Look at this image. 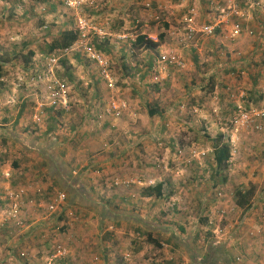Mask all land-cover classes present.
<instances>
[{"label": "rangeland", "instance_id": "obj_1", "mask_svg": "<svg viewBox=\"0 0 264 264\" xmlns=\"http://www.w3.org/2000/svg\"><path fill=\"white\" fill-rule=\"evenodd\" d=\"M76 1L78 0H70L68 4L67 0H9L6 4L5 0H0V64L3 67L2 76L6 79H0L2 80L0 86L6 83L5 90L3 89L5 92L0 97V107L4 108L11 103L17 105L24 99L27 113L25 125L33 135L38 136L43 133L39 141L44 143L46 141L44 138L49 136L57 139L65 137L68 140L72 136L69 130L70 123H80L81 118L86 114L87 106L99 105L103 108L104 114L98 115L97 119L94 118L95 122L107 121L110 116L114 117L110 119L114 128L105 129L100 135L99 150L92 152L89 148L79 150L74 142H65L66 144L61 145L64 146L65 152L70 153V157L73 153L78 154L77 157H84L89 168L81 172V177L91 183L90 186L93 185L94 189L96 186L92 184V176L87 174L99 172L96 164L105 156V152H101L100 149L114 151V154L117 150L121 151L119 147L124 149L123 161L119 158L121 161L115 165L116 170L107 174L109 185H106L102 179L96 182L99 184L102 181L100 186L103 189L99 190L100 197L97 199L112 195L118 197L121 192L124 195L128 193L132 203L143 202L145 206L138 211L145 217L143 221H150L148 225L156 228L151 229L153 235L160 236L158 229L162 227H165L168 233L172 231L179 233V227L183 226L186 233H191L195 243L200 245L210 240L220 244H234L238 250L236 256H239L241 252L237 244L242 246L243 241V244L255 245L260 257L264 256V209H261V216L257 218L261 221L256 225L252 222L254 219L252 205L243 210L236 206L232 196L234 186L253 185L252 181H255L256 177L259 178L257 182L255 181L256 184H262L264 181V174L262 175L264 130L257 131L252 125L240 122V113H243V109L259 108L264 75L255 81L253 87L255 95H249L252 81L245 75L247 71L239 60L236 41L230 38L231 29H225V39L219 37L217 40L214 36L200 33L190 41L185 39L181 26L184 23V16L190 11V7L186 10L189 0H81L80 4L74 6ZM246 2L249 0H240L238 6H243ZM249 3H252V0ZM176 13H181L179 16L183 18L179 20L180 17H177ZM79 17L84 20V28H81L78 22ZM195 20L197 25H200L196 7ZM234 22L238 20L228 18L226 24L231 25ZM165 23L168 27L164 26ZM239 23L242 32V19H239ZM109 28L119 30L117 34L110 35L111 41L105 39L104 42L102 38L108 36L104 31ZM65 29L76 31L77 39L67 52L57 50L53 53L59 58L52 65V74L60 83L69 87L71 107L67 112L48 105L44 91L46 86L50 85L51 77H42V82L36 85H31L27 80L30 73L39 74L45 71L47 54L52 52L45 54L43 51L47 50L46 46ZM95 30L99 34L103 33L98 35ZM81 33H84L83 39L87 44L92 46L97 41L108 49L107 52L99 51L103 57L102 65L91 59L85 48L77 46ZM139 34L158 41L160 45L157 52H153L152 65L149 68L145 67L146 63L144 64V55H146L144 50L148 49L133 44ZM159 34L164 35L161 41L157 38ZM118 35L120 38L117 37ZM197 39L202 43V47L198 53H194L189 48H192L190 45ZM170 49L182 57L185 62L184 67L161 66L159 71H153L154 57H159V53ZM29 51H33L34 55L30 59L31 62H25L23 56H27ZM194 55L198 57L195 59ZM68 65H70L69 69L66 68ZM71 72L78 79L82 78L71 84L72 80L70 81L68 76ZM128 72H130L129 83L123 84V75ZM95 80L97 85L101 84L98 92L101 93V97L98 98L92 91L96 86H91ZM131 88H135L140 93L141 97L138 96V99L141 103L135 102L139 112L146 113L145 110H148L149 106L156 105L163 116L147 115L149 119L143 118L145 125L138 118L139 123H136L132 130V125L123 120L127 115L129 121L135 122L138 116L134 110L132 111L127 100L128 94L125 95L126 92L131 91ZM122 104H125V107H122ZM237 105L241 107L237 108ZM113 106L122 107L120 115H113L110 111ZM132 115L134 118L131 117ZM53 116H55L54 120L51 119ZM206 119L213 120L211 123L208 122L213 128L210 124L205 127ZM220 121L231 125L229 129L224 126L222 131L227 130L229 134L232 156L225 172L227 181L217 188L213 187L209 178L211 149L207 144L206 146L197 144L195 133H200L202 138L203 131L214 136L220 131L219 126L222 125ZM53 123L55 129L53 132H47L48 125ZM119 123H123L122 127ZM124 126L125 132H122ZM162 126L165 127V131L160 129ZM141 131L148 132L146 156L143 155L144 151H140L142 144L139 145L141 142L138 134ZM77 133L78 129L75 135ZM79 134L80 132L74 137L75 140H79ZM192 139L193 141L190 142ZM257 141L261 147L259 150H256ZM178 147L184 150L181 156L177 155ZM190 148L197 152L205 151L206 154L190 158L188 154ZM74 163L75 160L70 161L73 170L77 173L78 169L75 168ZM7 172L9 174L4 175L5 180L2 179V182L7 183L8 179H11V170ZM157 177L167 180L172 195L169 200L156 204L153 198H145L140 193L141 189L150 183L149 179L153 181ZM7 186L5 189L8 190L5 193H8V196L10 192L16 193L11 191L13 187L9 182ZM18 201V198H15L9 203L18 205ZM22 212L19 213L18 209V218L23 221L22 227H18V230L25 226L23 216L25 210ZM3 216L0 211V220ZM92 218L84 221L87 216L80 219L73 210L58 215L53 224L36 231L32 241L20 242L30 254L26 250H18L17 247L20 246L15 242L17 239L13 241V238L18 236L15 233L11 235H16L10 239L11 246L6 245L3 254L6 256L8 251L10 253L16 251L17 254L23 251L24 258L17 259L8 255L4 260L0 259L3 260L0 264H65L66 262L88 264L92 260L89 258L91 255L99 248L107 249L111 242L106 239L109 242L98 245V236L103 235L104 230L98 231L96 218ZM117 232L121 235L118 237L120 246L117 249L119 252H126L128 254L126 257L131 258L128 264H156L153 260L155 255L161 256L162 258L159 259L161 261L167 255L171 256L172 264H186L189 261L184 254L169 252L170 248L166 244L158 249L148 243L144 236L137 239L136 233H132L131 229L122 228ZM108 233L106 231L104 234L106 238ZM112 233L114 234V231ZM2 235L3 232L0 233V237ZM251 237H255L254 242L244 240ZM134 241L142 244L137 252L134 251ZM2 244H6V241ZM234 246L232 248L236 252ZM30 249L34 251L31 252ZM236 256L234 259L240 262Z\"/></svg>", "mask_w": 264, "mask_h": 264}, {"label": "crops", "instance_id": "obj_2", "mask_svg": "<svg viewBox=\"0 0 264 264\" xmlns=\"http://www.w3.org/2000/svg\"><path fill=\"white\" fill-rule=\"evenodd\" d=\"M249 2H251V0H249ZM249 2L244 3L243 6L236 7L238 11L243 12L242 18L238 17L234 13L226 15L228 13V11L226 10V0H189V6L186 8V10H188L189 7L195 6L197 11V19L200 25L209 23L215 24V34L213 33L211 36L216 37L217 40H219V37H221L222 39L226 38V28H230L232 31L231 25L226 24L228 18H231L235 21L238 20V22L239 19H242L243 31H240L241 33L233 36V33H231L230 38L231 40L236 41L235 45L238 51L237 53L240 54L239 60L247 71L245 75H247V77L252 81L250 82L251 91L249 95L254 96L255 90L253 89V87L255 81L264 75V0H252V3ZM221 9L223 10V12L221 11ZM179 15H181V13H176V16L180 17L179 20H181L183 17ZM118 30L119 29L117 28H109L107 31H104L105 35L108 34V36L102 38L103 41L105 42V39L111 41L112 39L110 38V35L117 34L116 32ZM198 33L200 32H197L195 34V37H198ZM198 39L197 41H195V43L193 42V44L190 45L192 46V48H189L194 53H198L200 51V47H202V43H200ZM175 43L177 42L175 41ZM159 47L160 45H157L152 49L146 48L149 50V52H147L148 50H144L146 51V55H144V64L146 63V68H149L150 65H152L153 52H157ZM94 48L95 50H97L95 45ZM208 50H210L209 47ZM197 57L198 55H194L195 59ZM156 58L157 56L154 57L153 63L155 62ZM197 62H199L198 59ZM123 68H125L124 63ZM68 76H70V81L72 80L71 84H73L74 82L76 83V80H80L82 78L80 76L81 78L78 79L74 74H72V72ZM1 78L4 77L1 76L0 79ZM129 80L130 72L126 73V75H123L122 82L123 84H128ZM5 85L6 83L0 86V97L5 92ZM91 86H96L94 89H92L93 95H96V98L101 97V93H98L101 84L99 83V85H97V80H95L93 81V84ZM124 86V88H126V85ZM116 87L118 88L117 85ZM130 90L131 91L129 93L126 92L125 95L128 94L127 96H129V98L127 100L130 103L132 111L134 110L135 113L138 114V116L136 117L135 122L129 121L127 115L123 118V120H125L127 123H130L132 125L131 129L133 130L136 123H139L138 118H140L143 122V125H145V120H143V118H148V111L145 110L146 113L139 112V107L135 106V102H140V100L138 99L140 93L135 88H131ZM19 103H17V105L11 103V105H7L4 108L0 107V211L3 212V209L8 204V201L15 200L14 196L11 197V195H14L15 193L10 192L9 196L7 195L8 193H5L6 190H8L5 189L8 187V182L13 187L11 191H16V189L18 190L23 187L27 189V195L25 197L24 203L21 202V212L22 210H25L23 215L25 219V226L23 228L24 230H16L15 232L18 236L17 238H13V241L17 239L15 242L19 243L18 245L20 247H17L18 250H26L21 246L20 242L24 240L32 241L35 237V234L37 233L36 231H38L41 227H44L48 224H53L58 215L65 213V211L73 210L77 213V216L80 219L84 216H87V219H84V221H89L88 218H96V222H94L99 227L98 231L102 232L104 230L103 235L100 234L98 236V245H101L103 242L111 241L109 242L110 244L107 249H104V247H102L100 250L99 248L95 254L91 255V257L89 258L92 260L88 258L90 260V263L88 264H128L131 258L126 257V255H128L126 252H119L117 249L118 246H120L118 244V237L121 236L119 235L117 230H121L122 228L128 230L131 229L132 233H136V238L138 239L144 236L143 231L149 228L152 230L156 228L150 227L148 225L150 221H143L145 217H143L141 212L139 213L138 211V209H143V206H145V204H143V202L141 201L132 203L130 197L126 196L125 198L124 194H122L121 192L118 197H116V195H112L107 198L97 199L98 197H100L98 195L99 190L103 189L102 186H100L102 181L99 184H97L96 182L102 179L106 183V185H109V177H107V174H110V172H114L116 170L115 165L118 164L121 160L123 161L122 155L124 153V149L119 147L121 151L117 150L115 154L114 151L112 152L103 148L100 149L101 152H105V156L96 164V169L99 172L94 174H87L88 176H92V184L96 186V189H94L93 185L90 186L91 183H88V181H85L81 177V172H83V170L86 171L89 168L84 157H77L76 155L78 154L76 153H73V156L70 157V153L65 152L64 146H61L65 142H74V145L78 146L79 150H84L85 148H89L91 152L94 150H99L98 148L101 140L100 135L105 129L109 130L110 128H114L111 126L112 124L110 122V119L114 117L109 115L110 119H108L107 121L97 120L98 122H95L94 120L97 119L98 115L104 114L103 108L95 104L87 106L86 114L81 118L80 123H70L69 130L72 132V136H70L68 140H66L65 137L57 139L53 138V136H49L44 138L46 141L43 143L42 141H39V138L43 135V133L39 134L38 136L33 135L29 131L28 126L25 125L27 121V113L25 111L26 101L22 99ZM156 115L161 117V114L159 115V113H157ZM131 117L134 118V115H132ZM51 119L54 120L55 116L51 117ZM208 122L211 123L213 122V120L206 119L204 123L206 127H208V125L210 124ZM122 125L123 123H119L120 127H122ZM210 127L213 128L212 124H210ZM219 127L222 126L220 125ZM161 128L165 131V127L162 126L160 127V129ZM53 129H55L54 123L52 125H48L47 132H53ZM77 129L78 133L80 132L79 140L74 139V137L78 135V133L75 135ZM122 130H124L122 132H125V126ZM138 135V139L141 142L139 145L142 144L140 151H144L143 155L146 156V146H148L149 142L147 141L148 132L141 131ZM123 143L124 142L121 140V144ZM119 144L120 141L118 142L117 147L119 146ZM257 144L258 148L256 150H259L261 147L258 141ZM107 155L108 157L106 158ZM119 158H121V160H119ZM73 160H75V168L78 169L77 173L73 170L72 164H70V161ZM9 169L12 173L11 179L9 178L7 183L5 181L2 182V179L5 178L4 175L8 176L9 173L7 171H10ZM253 174H255V172ZM263 174L264 171L262 172V175ZM105 176L107 178L104 179L103 177ZM254 180L257 182L259 178L256 177ZM149 181L151 180L149 179ZM255 181H252L253 187H255L254 196L252 197V199H250L249 202L253 208L252 216H254V219L252 220V222L256 223L257 225V223L261 221L257 218L261 216V209H264V181H262V184H256ZM48 184H54L67 193L66 204L61 207L56 213L52 214L46 213L44 209V202L40 201V196H38L40 193H42V191H44L43 189L46 190ZM38 188L40 192L36 193ZM94 214H96V216H94ZM248 222L249 221H247V223ZM180 227L178 229L179 233L172 231L169 232L172 234H169L165 227L159 228L158 232L160 233V237L162 239H170L171 242L169 245V252L178 254L180 253V255L184 254L185 256H187L189 261H187L186 264H262L264 261V256L260 257V253L256 252L257 248L252 243L243 244L242 241V246H239L237 244V247L240 248L241 253H239V256H236L238 255V250L234 246V244H220L210 240L207 241V243H202L200 245L198 243H195L193 235L191 233H186L185 229L181 230ZM111 230L114 231V234ZM4 231L11 230L6 229ZM106 231L110 233L109 237L107 238L104 236ZM139 232H142V234H140ZM6 233H3L1 242L6 241V244L2 245L4 247L6 245L10 247V239L12 237H15L16 235L7 236ZM19 233L21 234L19 235ZM106 239L109 241H107ZM244 240L254 242L255 237ZM163 245L164 244H162V246ZM232 246L236 248V252H234ZM141 247L142 244L140 245V248ZM161 248L162 247H158V249ZM26 251L28 252V254H30L28 250ZM30 251L32 252L34 250L30 249ZM13 253L17 255L16 251ZM234 256H236V259L238 258L240 262L236 261L234 259ZM168 257L169 255H167V257L163 258V260L161 261L159 259H161L162 257L159 255H155L153 260L154 262H156V264H165V260H172L171 256L169 258ZM239 257L243 258V260ZM210 258L212 259L211 261ZM204 261H206V263H204ZM65 264L69 263L66 262Z\"/></svg>", "mask_w": 264, "mask_h": 264}, {"label": "built area", "instance_id": "obj_3", "mask_svg": "<svg viewBox=\"0 0 264 264\" xmlns=\"http://www.w3.org/2000/svg\"><path fill=\"white\" fill-rule=\"evenodd\" d=\"M240 0H226V10L228 13L226 15H229L230 13L236 14L238 17L243 16L242 11H238L236 7L238 6V2ZM5 3H9V0H5ZM67 3L70 4V0H67ZM81 3V0H78L74 3V6H77ZM188 11V15H185L183 18V25L181 26V29H183L185 33V39L192 40L193 37H195V34L197 32H200L202 35L210 36L214 33V30L216 28V25L213 23L205 24V25H197L195 20V6L190 7ZM223 12V10L221 9ZM221 12V13H222ZM79 24H81V28H84V20H82L80 17L78 18ZM232 27V36L239 34L241 31L240 23L234 22L231 24ZM96 31V30H95ZM97 32V31H96ZM103 32H100L102 34ZM96 34L100 35L99 32ZM118 35L117 37H119ZM83 37H85L84 33H81V37L79 38V42L77 46H80L82 48H85L87 52L90 54V58L93 60H96L98 64H103V57L101 56L100 52L95 50L94 45L87 44L86 41H84ZM120 38V37H119ZM72 48V47H71ZM69 48L63 49L62 52H67ZM58 56L55 54H48L47 56V65L45 66V71L42 73L37 74L34 72L33 74L30 73L27 80L31 85H36L37 83L42 82V77H51L52 81H50V85L46 86L44 93L46 94L48 105L54 109L57 110H69L70 109V99H69V87L63 83H60L57 78L55 79L52 74V65H54L57 60ZM185 65L184 60L181 56L177 54L173 49L167 50L161 54H159V57L156 58L155 64L152 66L153 71H159V68L161 66L167 67V66H173L176 68H183ZM122 107H125V104H122ZM122 107L113 106L110 111L113 113V115L118 116L120 115ZM240 105H237V108H240ZM236 122V121H235ZM240 122L246 123L247 125H252V127L257 131L264 130V83L261 87V102L259 108H251L250 110H244L243 113H240ZM183 148L178 147L177 148V155L181 156L183 154ZM189 156L190 158L194 157H201L206 154L205 151H195L194 149L189 150ZM151 182V181H149ZM13 197V195H11ZM41 199V197H40ZM66 199V194L64 192H56L55 194L48 197V200L45 201L41 199L40 201L44 202V209L46 213H56L61 206L64 205ZM21 207L22 204L18 203V205H11L10 207L6 205L3 209L4 216L0 220V233L3 232L6 229L12 230L14 227H22L23 221L22 219L18 218V209L19 213H21ZM18 208V209H17ZM1 238V237H0ZM6 251L4 249V246L2 245L1 239H0V259L4 260V257L11 255L13 258L17 259H23L24 252L21 251L17 255L14 253H10L8 251V254L6 256L3 254V252ZM3 260H0L3 261Z\"/></svg>", "mask_w": 264, "mask_h": 264}, {"label": "trees", "instance_id": "obj_4", "mask_svg": "<svg viewBox=\"0 0 264 264\" xmlns=\"http://www.w3.org/2000/svg\"><path fill=\"white\" fill-rule=\"evenodd\" d=\"M165 27H168V25L165 23L164 24ZM157 38L159 39V41L164 39V35L163 34H159L157 35ZM77 39V32L73 31L72 29H67L64 30L63 32H61L59 34L58 37L54 38L49 44L48 46H46L47 50H44L43 52L46 53H55L57 50H63L66 48H69ZM95 40V39H94ZM134 46L136 47H145V48H155L158 45V41H154L152 39H150L149 37H147L144 34H139L136 36L135 40H134ZM95 47L97 50H103V51H108V49L104 46H102V44L98 43L95 41ZM34 55L33 51H29L27 56H23L25 62H29L30 59L32 58V56ZM48 55V54H47ZM68 65L66 68L69 69ZM3 72V67L0 64V77L2 76ZM70 110V109H69ZM67 110V111H69ZM63 112H67L65 110H61ZM148 115L149 116H154L157 113H159V115L161 114V116H163V113L161 112V110H159V108H157V106H149L148 110ZM220 123L223 125H221L222 127L220 128V131H218L216 133V135L212 136L211 134L207 133L206 131H203V138L200 136V133L196 132V138L195 141L197 144H203L204 146H208L209 149H211L212 152V162L209 164V178L212 181L213 187H217L220 188L222 185H224L227 181V176L225 174V172H227V169L229 167V162H230V158L232 156L231 153V145H230V141H229V134L226 131H222L226 126V129H229V127L231 126L230 124L227 125L225 122H221ZM206 127V126H205ZM207 128V127H206ZM226 132V133H225ZM193 139L190 141L192 142ZM240 151V149H239ZM219 177V178H218ZM130 188V187H129ZM132 189V188H131ZM131 189L129 191H131ZM44 191H42V193H40L38 196L41 197V199L47 201L48 197H50L51 195L55 194L56 192H64L63 189H61L60 187L54 185V184H48L46 187V190L43 189ZM39 188L36 191V193H39ZM254 192H255V187H253V185L251 186H234L233 187V199L234 202L236 204L237 207L246 210L247 208L250 207V199H252V197L254 196ZM65 193V192H64ZM66 194V193H65ZM128 194V193H127ZM125 194V198L130 197V195ZM27 195V189L25 187L20 188V189H16V193L13 195L14 198H18V203L23 202L25 200V197ZM141 195L143 197H148V198H153L154 199V203H160L162 201H167L169 200V198L172 195V189L169 186V183L167 182L166 179H162L160 177L155 178L150 184L146 185L145 187H143L141 189ZM39 198V200H41ZM66 204V199L64 202V205ZM9 207L11 206V204L8 201L7 204ZM63 205V206H64ZM61 206V207H63ZM52 214V213H51ZM181 230H184L183 226L180 227ZM16 230H18L17 227H14L11 231H3V233H6L7 236H11L13 234H15ZM140 234H142V232H139ZM144 236L146 237V241L148 243L153 244L155 247H162V244H166V245H170V239L168 238H161L160 236H156L153 235L151 232V229H147L145 231H143ZM160 235V233H158ZM110 233L107 234V237H109ZM197 236V234L195 235ZM111 238V237H110ZM139 241L136 242L134 241V251H137L140 248L139 245ZM212 259L210 258V261ZM165 264H172L173 260H165L164 261ZM204 263H206V261H204Z\"/></svg>", "mask_w": 264, "mask_h": 264}, {"label": "clouds", "instance_id": "obj_5", "mask_svg": "<svg viewBox=\"0 0 264 264\" xmlns=\"http://www.w3.org/2000/svg\"><path fill=\"white\" fill-rule=\"evenodd\" d=\"M151 182H152V181H151ZM151 182H150V183H151ZM150 183H148V184H150ZM1 262H2V261H1ZM1 262H0V263H1Z\"/></svg>", "mask_w": 264, "mask_h": 264}]
</instances>
